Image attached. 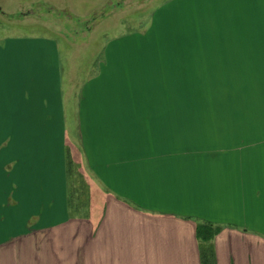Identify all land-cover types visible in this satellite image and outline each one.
Here are the masks:
<instances>
[{
	"label": "crops",
	"instance_id": "crops-1",
	"mask_svg": "<svg viewBox=\"0 0 264 264\" xmlns=\"http://www.w3.org/2000/svg\"><path fill=\"white\" fill-rule=\"evenodd\" d=\"M249 17L251 24L229 25L230 40L216 53L210 47V59H231L234 70L254 74L240 81L264 88V0ZM130 37L118 38L121 49ZM146 46L145 71L167 101L121 89L126 66L138 63L135 54L119 60L121 68L101 62V73L69 90V45L59 53L53 38L1 40L0 264H202L201 224L218 229L212 264H264V89L246 103L221 77L220 91L210 85V102L202 104L186 78L157 76L184 75L187 63L157 69L163 46ZM25 88L29 104L20 98ZM203 107L209 119H202ZM223 111L229 120L216 119ZM25 129L29 144L19 132ZM69 157L88 186L83 216L69 210Z\"/></svg>",
	"mask_w": 264,
	"mask_h": 264
},
{
	"label": "rangeland",
	"instance_id": "rangeland-1",
	"mask_svg": "<svg viewBox=\"0 0 264 264\" xmlns=\"http://www.w3.org/2000/svg\"><path fill=\"white\" fill-rule=\"evenodd\" d=\"M161 8L165 10L158 15L157 12ZM258 12L259 0H0V42L8 37L53 38L58 43L59 53L67 51L69 45V67H71L69 90L79 87L87 75L94 77L101 73L103 69L101 62L105 63L109 60V66L115 64L121 68L124 66L118 64L119 60H128L135 54L136 59H139L138 63L136 66H126L127 73L123 75L121 89L125 90V87L154 92L148 99L167 101V97L157 96V86L151 85L149 74L145 71L146 45L151 42L163 46V56L160 51L161 57L156 60L157 62L159 60L157 69L164 66L165 62H171L169 69H176L179 67L177 64L187 63L186 66L189 67L186 71L190 73L192 71L190 65H193L194 61L200 64V68L190 74L187 72L184 75L182 72L176 74V71L175 73L168 71L169 73L166 74L165 70L157 75L161 80L176 75H180L179 80L186 78L185 87L197 88L201 92L199 99L202 104H208L211 99L210 85L211 88L220 91V86L224 82L219 83V79L227 78L229 87L239 92L241 99L248 103L254 99L253 94L264 89L259 85L260 81H240L254 74L245 68L234 70L229 63L231 59H228L226 64L220 65L218 61L220 55L213 54L210 59V47L216 53L217 47L227 44L230 40L227 39L229 25L248 23V21L251 24L253 21L249 13ZM131 34L134 36L130 37ZM237 36L239 33L235 38ZM120 37L121 40L129 37L134 40L131 44H123L121 49L117 41ZM153 51L157 53L159 50ZM113 56H118L115 63L112 60ZM247 58L245 53L244 59ZM161 59L164 63L160 61ZM211 60H214L215 66L218 67L214 71L210 70ZM12 66L15 68L14 65ZM221 68H225L224 72L220 70ZM242 70L247 71L240 72ZM110 71L108 67L104 70V74L107 76ZM229 79L233 82H229ZM160 83L165 88L164 82L160 81ZM27 90L28 88L22 90L20 98H24L26 104H29L30 101L22 96L28 92ZM138 99L140 101L143 98L138 97ZM260 99L264 100V93L261 94ZM179 100L169 97L170 103L187 104L183 98ZM214 101L218 108H224V101ZM202 111V119H209L210 110L203 107ZM217 115L216 119L219 121L229 120L231 116L225 111ZM203 120H199L201 124L204 123ZM28 131L25 129L19 132L28 134ZM29 139L28 134V144ZM75 143L78 148V141L75 140ZM69 161L66 162L65 159V174L67 178L69 176V210L73 216H83L87 208L88 186L81 177L78 164L70 157ZM29 211L34 212V210ZM23 216L27 217L28 212Z\"/></svg>",
	"mask_w": 264,
	"mask_h": 264
},
{
	"label": "trees",
	"instance_id": "trees-1",
	"mask_svg": "<svg viewBox=\"0 0 264 264\" xmlns=\"http://www.w3.org/2000/svg\"><path fill=\"white\" fill-rule=\"evenodd\" d=\"M218 229L211 225L201 224L196 229V236L200 242V259L202 264H212L215 261V253L210 240L217 233Z\"/></svg>",
	"mask_w": 264,
	"mask_h": 264
}]
</instances>
